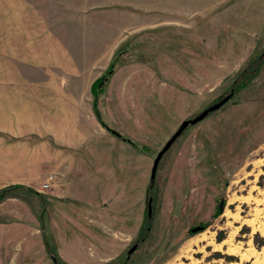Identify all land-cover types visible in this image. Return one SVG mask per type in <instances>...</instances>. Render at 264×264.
Listing matches in <instances>:
<instances>
[{
    "label": "rangeland",
    "instance_id": "374dc122",
    "mask_svg": "<svg viewBox=\"0 0 264 264\" xmlns=\"http://www.w3.org/2000/svg\"><path fill=\"white\" fill-rule=\"evenodd\" d=\"M49 100L76 102L61 139L38 130ZM14 146L0 184L29 209L0 217L9 264H263L264 0H0Z\"/></svg>",
    "mask_w": 264,
    "mask_h": 264
},
{
    "label": "crops",
    "instance_id": "0c3cea01",
    "mask_svg": "<svg viewBox=\"0 0 264 264\" xmlns=\"http://www.w3.org/2000/svg\"><path fill=\"white\" fill-rule=\"evenodd\" d=\"M42 105H44L45 107L40 106L39 108H44L47 110H45L44 112H39V114H38L39 120L43 121V122H41L40 126L38 127V130L43 134H45V133L54 134L56 137V140L61 139V136H60L61 133L57 129L56 125L59 124V125H64V126H66V125L70 126V125L76 124V116H77V112H76L77 110H76V106H75L76 102H70L69 103V102H64V101H56V100L50 101L49 100L47 102H43ZM25 114H27V113H25ZM24 116L27 117V116H29V114L24 115ZM18 118H19V115L17 114L15 116V119L19 120ZM7 130L9 133L11 131H15V133H17L19 128L16 126L14 129V128H12V126H10L7 128ZM7 152L9 154H7ZM4 156H10V157H13L16 159L17 157H22L23 152L19 146H14V147H12V149H9L8 151L0 149V158H2ZM4 163L5 162L0 160V165H3ZM9 164L10 163H8V165ZM8 184H14V183L13 182H7L4 184H0V189L7 186ZM9 201H15V202H13V204H12V202H9ZM8 203H11V204L9 205ZM26 205L27 204H25L22 200H20L17 197H10V198H8V199H6L0 203V217L3 216L2 213H9V212H7V210H10L11 208H14V210L20 211V213H22L23 211L29 209L28 206L26 209V207H25ZM10 215H14V214L10 213ZM31 216H32V214L29 213L28 218H30ZM12 248H11V246H6V245L0 244V264H9L10 259H12L13 257L11 255H9V257H8V253H9L8 251L12 250ZM7 249H9V250H7ZM12 263H13V261H12Z\"/></svg>",
    "mask_w": 264,
    "mask_h": 264
},
{
    "label": "water",
    "instance_id": "95a60500",
    "mask_svg": "<svg viewBox=\"0 0 264 264\" xmlns=\"http://www.w3.org/2000/svg\"><path fill=\"white\" fill-rule=\"evenodd\" d=\"M113 70H109V74H112ZM234 95V90H231V92L227 95H225L220 101L208 106L207 108H205L202 112H200L198 115H196L195 117L191 118V119H186L184 120L180 126L178 127V129L174 132V134L170 137V139L165 143V145L163 146V148L158 152L153 166H152V172H151V180H155L156 178V173H157V169L159 166V163L162 159V157L164 156V154L170 149V147L175 143V141L183 134V132L192 125H195L197 123H199L200 121L204 120L209 114L219 110L220 108H222ZM108 130H110L109 127H107ZM113 133L117 134L116 131H113ZM151 202L152 199L150 198L149 200V204H148V210H149V216H151L152 214V206H151ZM220 209L223 210V203H221L220 205ZM205 227L203 226H196L193 227L191 230L194 233H197L199 231L204 230ZM137 248V244H134L132 246V248L129 250V254L132 253L133 251H135V249Z\"/></svg>",
    "mask_w": 264,
    "mask_h": 264
},
{
    "label": "trees",
    "instance_id": "16d2710c",
    "mask_svg": "<svg viewBox=\"0 0 264 264\" xmlns=\"http://www.w3.org/2000/svg\"><path fill=\"white\" fill-rule=\"evenodd\" d=\"M115 64H114V61L112 62L111 66H110V69L109 70H113ZM109 70L106 72V75H105V78L104 80H101L102 83L105 82V79L110 75L108 72ZM96 99H98V93H96ZM95 107H97V102L95 103ZM98 116H99V113L97 112ZM19 187H22L20 185H10V186H6L4 188H1L0 189V202L4 201L5 199H7L8 197H13V195L11 194V191L13 189H18ZM152 187V186H150ZM52 260L55 264H61L59 262V259L56 255H53L52 256Z\"/></svg>",
    "mask_w": 264,
    "mask_h": 264
},
{
    "label": "bare ground",
    "instance_id": "6f19581e",
    "mask_svg": "<svg viewBox=\"0 0 264 264\" xmlns=\"http://www.w3.org/2000/svg\"><path fill=\"white\" fill-rule=\"evenodd\" d=\"M194 242V241H193ZM195 243V242H194ZM189 246V245H188ZM190 247H191V245H190ZM189 249V248H188ZM186 250V249H185ZM230 250H232V249H230ZM229 250V251H230ZM233 251V250H232ZM229 254H232V253H229ZM185 255H186V257L188 258V259H190L191 260V262L193 263L194 261L192 260V256L191 255H189V252L188 251H186V253H185ZM197 264V263H196ZM262 264V263H261ZM264 264V263H263Z\"/></svg>",
    "mask_w": 264,
    "mask_h": 264
},
{
    "label": "built area",
    "instance_id": "2783aa9c",
    "mask_svg": "<svg viewBox=\"0 0 264 264\" xmlns=\"http://www.w3.org/2000/svg\"><path fill=\"white\" fill-rule=\"evenodd\" d=\"M53 179V176H51L49 179H48V182H45L44 184H43V188H48V187H50V180H52Z\"/></svg>",
    "mask_w": 264,
    "mask_h": 264
}]
</instances>
